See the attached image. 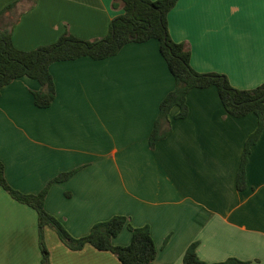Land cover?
<instances>
[{
    "label": "crops",
    "instance_id": "0c3cea01",
    "mask_svg": "<svg viewBox=\"0 0 264 264\" xmlns=\"http://www.w3.org/2000/svg\"><path fill=\"white\" fill-rule=\"evenodd\" d=\"M17 1L0 0V11ZM113 1L22 0L0 27L17 15L12 41L23 51L56 43L66 31L94 40L123 13ZM168 20L172 39L190 47L196 71L226 74L238 89L264 82V0H179ZM50 71L57 96L49 108L35 105L41 85L28 77L0 96V161L13 188L37 194L78 169L54 183L45 201L72 237L124 215L133 227L150 226L156 264H182L196 241L206 262L264 264V131L251 149L247 188L236 183L245 143L258 127L254 113L234 117L217 88L193 89L188 116L178 119L173 108L171 134L152 149L160 104L176 86L157 40L127 44L103 60L56 62ZM44 237L50 264H122L89 244L71 250L50 227ZM131 240L126 227L113 243ZM0 264H43L37 211L1 186Z\"/></svg>",
    "mask_w": 264,
    "mask_h": 264
},
{
    "label": "trees",
    "instance_id": "16d2710c",
    "mask_svg": "<svg viewBox=\"0 0 264 264\" xmlns=\"http://www.w3.org/2000/svg\"><path fill=\"white\" fill-rule=\"evenodd\" d=\"M22 0L8 5L0 11V25L5 15L11 13ZM179 0H114L113 8H122L123 13L113 18L109 33L102 38L82 40L66 31L53 44L41 46L32 51L16 48L12 41V31L19 19L4 23L0 27V96L5 86L15 80L28 77L37 80L41 89L34 91L35 105L49 108L56 99L57 88L50 71L52 64L71 61L82 57L103 60L117 55L124 46L131 43H145L157 40L160 52L175 78L176 86L161 102L158 118L151 132L149 142L152 149L172 132L170 113L179 107L178 119L189 114L188 94L193 89L215 87L226 111L237 118L254 113L258 118L257 129L248 137L242 154L236 183L243 191L247 188V165L252 146L264 131V82L254 89L234 87L228 76L218 72L201 73L191 64V49L187 43L175 42L169 30V13ZM35 2V0H33ZM78 169L60 173L37 194H25L13 188L6 178L5 165L0 161V186L16 201L34 208L38 213L40 247L43 264H50V254L45 243L46 227L52 228L60 240L71 250H82L92 245L99 251L113 253L122 264H156L157 247L149 225L133 227L129 218L116 215L96 223L90 233L81 238L72 237L64 225L45 209V201L52 185L70 179ZM132 232L128 246H116L113 239L124 228ZM199 242H193L185 252L182 264H249L231 257L222 262L210 263L198 255Z\"/></svg>",
    "mask_w": 264,
    "mask_h": 264
},
{
    "label": "rangeland",
    "instance_id": "374dc122",
    "mask_svg": "<svg viewBox=\"0 0 264 264\" xmlns=\"http://www.w3.org/2000/svg\"><path fill=\"white\" fill-rule=\"evenodd\" d=\"M16 14H13V15H11V16H7V18L5 19V23H11L13 20H15V18H16Z\"/></svg>",
    "mask_w": 264,
    "mask_h": 264
}]
</instances>
